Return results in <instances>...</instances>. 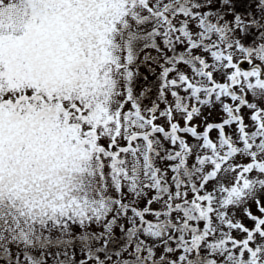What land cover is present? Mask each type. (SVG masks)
<instances>
[{"label":"snow or ice","instance_id":"6c2138e0","mask_svg":"<svg viewBox=\"0 0 264 264\" xmlns=\"http://www.w3.org/2000/svg\"><path fill=\"white\" fill-rule=\"evenodd\" d=\"M0 264H264V0H0Z\"/></svg>","mask_w":264,"mask_h":264},{"label":"rangeland","instance_id":"374dc122","mask_svg":"<svg viewBox=\"0 0 264 264\" xmlns=\"http://www.w3.org/2000/svg\"><path fill=\"white\" fill-rule=\"evenodd\" d=\"M236 3H237L238 7L242 8L246 4V0H236ZM243 67L247 68L248 66L243 65ZM140 72L142 73V75H147V70L143 67L140 69ZM152 80H154V77L149 76V81H152ZM140 83H144V81L141 80ZM169 99H171V98L169 97ZM161 107H163V105ZM219 119H220V116L217 115L216 112H213L212 115L209 116V122L218 121ZM158 123H163V121H158ZM196 123H199V121H196ZM213 135H214V133H213ZM253 212H255L254 208H253Z\"/></svg>","mask_w":264,"mask_h":264}]
</instances>
